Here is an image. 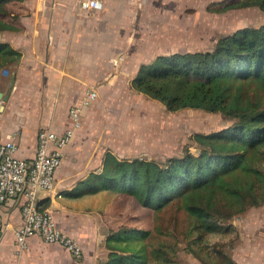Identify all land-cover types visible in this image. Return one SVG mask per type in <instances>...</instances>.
Masks as SVG:
<instances>
[{"label":"crops","instance_id":"obj_1","mask_svg":"<svg viewBox=\"0 0 264 264\" xmlns=\"http://www.w3.org/2000/svg\"><path fill=\"white\" fill-rule=\"evenodd\" d=\"M80 2L23 0L12 6L15 17L5 19L0 43L21 56L0 67V140L12 136L17 156L33 158L39 131L64 132L71 126V108L82 104L90 89L96 91L82 104L81 123L64 149L54 188L38 196L58 226L81 243L80 264H98L106 234L99 224L105 219L97 215L109 211L112 194L68 192L91 171H100L106 151H113L103 139L110 118L107 104L116 99L110 92L122 83L131 85L141 64L176 51H165L163 43L170 45L177 13H184L188 0H102L94 12L82 9ZM143 55L156 56L140 63ZM130 63L133 68H127ZM22 202L19 196L0 207L6 223L0 264H72L63 246L38 235L26 247L18 246L15 229L23 220Z\"/></svg>","mask_w":264,"mask_h":264},{"label":"trees","instance_id":"obj_2","mask_svg":"<svg viewBox=\"0 0 264 264\" xmlns=\"http://www.w3.org/2000/svg\"><path fill=\"white\" fill-rule=\"evenodd\" d=\"M21 1L0 0V30L5 19L15 17L12 6ZM250 6L264 10V0H236L216 10ZM20 56L8 43H0V67ZM250 85L264 91V23L223 35L212 49L160 54L141 64L131 80L135 90L171 111H221L231 124L194 132L191 138L199 152L187 150L165 161L120 157L108 150L102 169L91 171L68 194H128L155 211L181 198L198 232L188 244L194 256L203 264H237L227 250L234 247L235 237L212 244L204 238L233 233V216L264 203V105ZM122 221L109 223L104 244L108 254L98 264H181L177 244L168 239L152 242L162 233L159 225L149 229ZM197 242L201 244L196 247Z\"/></svg>","mask_w":264,"mask_h":264},{"label":"rangeland","instance_id":"obj_3","mask_svg":"<svg viewBox=\"0 0 264 264\" xmlns=\"http://www.w3.org/2000/svg\"><path fill=\"white\" fill-rule=\"evenodd\" d=\"M236 0H188L187 8L177 13V30L170 45L163 43L165 51H195L212 49L218 38L246 26L264 23V10L258 6L216 9ZM156 55L139 56L140 63L151 61ZM142 57V59L140 58ZM137 63V60H136ZM133 68V64L130 63ZM258 100L264 105V91L250 85ZM115 101L107 104L108 119L106 135L103 136L108 148L120 157L141 156L165 161L171 156H183L187 150L197 154L199 148L191 138L194 132H212L222 129L232 120L221 111L185 107L168 110L159 100L153 99L131 85L122 83L110 92ZM109 132V133H107ZM108 213H99L101 233L107 235L109 223L125 221V224L162 231L152 240L154 244L163 239L177 244V255L181 264H203L189 250V242L198 232L193 229V217L181 198L175 199L161 211L140 205L132 196L112 194ZM106 216L108 219H106ZM103 221V222H102ZM122 221V222H124ZM97 223V219L95 220ZM233 233L227 235L207 234L204 240L209 244L235 237L234 247L227 250L237 264H264V203L252 206L245 213L232 218ZM200 242L194 244L197 247ZM108 249L103 245L100 260L105 259Z\"/></svg>","mask_w":264,"mask_h":264},{"label":"built area","instance_id":"obj_4","mask_svg":"<svg viewBox=\"0 0 264 264\" xmlns=\"http://www.w3.org/2000/svg\"><path fill=\"white\" fill-rule=\"evenodd\" d=\"M81 8L94 12L103 5L102 0H81ZM96 91L92 88L82 104L93 99ZM82 104L70 110L71 126L58 133L51 128H43L38 134V146L31 159L17 156V144L13 137L0 140V207L9 200L22 197V223L15 229L16 241L20 248L27 245L31 236L38 235L46 242L63 246L72 256V264H80L83 258L81 243L70 233L61 229L51 211L43 208L38 193L51 190L55 186L56 171L63 160L64 149L71 141L74 130L81 123ZM2 100L0 98V113ZM6 223L0 214V240Z\"/></svg>","mask_w":264,"mask_h":264}]
</instances>
